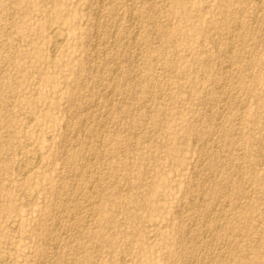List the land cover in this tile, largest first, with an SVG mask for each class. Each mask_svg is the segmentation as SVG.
<instances>
[{"label": "rangeland", "instance_id": "rangeland-1", "mask_svg": "<svg viewBox=\"0 0 264 264\" xmlns=\"http://www.w3.org/2000/svg\"><path fill=\"white\" fill-rule=\"evenodd\" d=\"M0 264H264V0H0Z\"/></svg>", "mask_w": 264, "mask_h": 264}, {"label": "bare ground", "instance_id": "bare-ground-1", "mask_svg": "<svg viewBox=\"0 0 264 264\" xmlns=\"http://www.w3.org/2000/svg\"><path fill=\"white\" fill-rule=\"evenodd\" d=\"M132 9L130 8V11H131ZM100 11H101V9H100ZM95 13V12H94ZM132 13V12H131ZM131 18V17H130ZM119 22V21H118ZM117 24V23H116ZM96 25V24H95ZM95 31V30H94ZM94 33V32H93ZM116 33V32H115ZM97 34V33H96ZM114 35V34H113ZM136 35V34H135ZM55 36H56V34H55ZM110 36V35H109ZM133 39V38H132ZM134 40V39H133ZM113 43V42H112ZM53 51H54V49H53ZM51 52V51H50ZM231 52V51H230ZM229 52V53H230ZM230 67V66H229ZM227 68V67H226ZM103 69V68H102ZM110 80V79H109ZM114 87V86H113ZM89 109V108H88ZM84 124V123H83ZM40 159V158H39ZM39 161V160H38ZM38 164H39V162H38ZM37 165V164H36ZM214 210V209H213ZM217 231V230H216Z\"/></svg>", "mask_w": 264, "mask_h": 264}]
</instances>
